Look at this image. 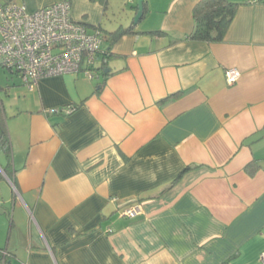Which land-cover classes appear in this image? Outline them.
Instances as JSON below:
<instances>
[{
  "label": "crops",
  "instance_id": "crops-1",
  "mask_svg": "<svg viewBox=\"0 0 264 264\" xmlns=\"http://www.w3.org/2000/svg\"><path fill=\"white\" fill-rule=\"evenodd\" d=\"M13 1L34 11L63 0ZM68 1L73 20L102 33L95 65L106 64L31 89L2 74L7 263L264 264V0H230L211 43L186 39L198 0H143L136 22L137 0ZM227 68L240 71L232 85ZM130 205L138 216L121 215Z\"/></svg>",
  "mask_w": 264,
  "mask_h": 264
},
{
  "label": "built area",
  "instance_id": "built-area-1",
  "mask_svg": "<svg viewBox=\"0 0 264 264\" xmlns=\"http://www.w3.org/2000/svg\"><path fill=\"white\" fill-rule=\"evenodd\" d=\"M103 35L100 30L89 32L85 25L70 16L68 0L28 11L16 1L0 2V66L16 74L28 88L41 78L83 72L92 77V67L102 53ZM237 68L225 70L228 85L237 82ZM65 109V108H64ZM54 112L68 113L73 108ZM141 209L130 205L122 216L136 217ZM0 263L8 255L0 249ZM264 259V251L260 254Z\"/></svg>",
  "mask_w": 264,
  "mask_h": 264
},
{
  "label": "trees",
  "instance_id": "trees-1",
  "mask_svg": "<svg viewBox=\"0 0 264 264\" xmlns=\"http://www.w3.org/2000/svg\"><path fill=\"white\" fill-rule=\"evenodd\" d=\"M238 5V2L230 0H198L192 8L193 28L191 32L186 35V39L206 43L221 42L224 39ZM132 28L133 25H130L118 31L120 29L119 27L118 30L114 31V34L116 37H119L121 34L131 31ZM152 32L157 34L161 33V31L158 30ZM105 64L106 60H102L100 65H94L92 67V71L95 70L92 72V78L98 77V74L95 72L103 70ZM171 96L173 97L176 95H170L167 98ZM7 140L5 127L0 123V145L4 149H7ZM257 168H259V165L256 164V162H250L245 166V170L249 174H253ZM1 258L2 256L0 254V261ZM7 260L8 255L5 257L4 264H8Z\"/></svg>",
  "mask_w": 264,
  "mask_h": 264
},
{
  "label": "water",
  "instance_id": "water-1",
  "mask_svg": "<svg viewBox=\"0 0 264 264\" xmlns=\"http://www.w3.org/2000/svg\"><path fill=\"white\" fill-rule=\"evenodd\" d=\"M137 11L133 17V21L136 22L143 14V0H137Z\"/></svg>",
  "mask_w": 264,
  "mask_h": 264
},
{
  "label": "rangeland",
  "instance_id": "rangeland-1",
  "mask_svg": "<svg viewBox=\"0 0 264 264\" xmlns=\"http://www.w3.org/2000/svg\"><path fill=\"white\" fill-rule=\"evenodd\" d=\"M126 2H129V3H130L131 1H130V0H126ZM126 8H128V7H126ZM126 10H127V9H126ZM4 73L10 75V73H9L8 70H5L3 67L0 66V80L3 79L2 74H4Z\"/></svg>",
  "mask_w": 264,
  "mask_h": 264
}]
</instances>
